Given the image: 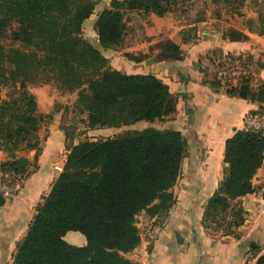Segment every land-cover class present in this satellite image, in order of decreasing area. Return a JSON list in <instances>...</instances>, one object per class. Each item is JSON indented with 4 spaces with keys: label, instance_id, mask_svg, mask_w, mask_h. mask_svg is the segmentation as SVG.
Returning <instances> with one entry per match:
<instances>
[{
    "label": "trees",
    "instance_id": "trees-1",
    "mask_svg": "<svg viewBox=\"0 0 264 264\" xmlns=\"http://www.w3.org/2000/svg\"><path fill=\"white\" fill-rule=\"evenodd\" d=\"M210 1L244 15L245 0ZM97 2L0 0V148L8 155L0 167L14 180L23 178L30 165L19 151H40V128L52 116L38 110L31 84L53 82L62 92H77L74 109L86 114L89 128L164 120L176 110L178 96L166 82L154 73L115 68L103 49L124 43L129 12L142 17L179 9L185 13L195 0H111L95 22L96 44L84 35L83 26ZM225 35L233 40L247 37L232 27ZM190 37L185 34L184 40ZM160 46V58L182 56L180 43L172 39ZM211 50L206 56L217 62L215 53L222 57L223 49ZM208 69L202 67L204 81L217 89L224 86L230 95L260 101V110L252 112L264 113L263 82L253 84L251 73L242 74L237 83L224 81L217 72L209 76ZM186 147L181 130L154 125L71 145L63 169L17 245L13 264H141L126 254L141 240L138 215L145 210L163 220L168 214L176 201L171 188ZM224 160V176L207 201L203 223L232 232L244 220L238 198L256 190L252 179L264 161L263 131L238 129L226 140ZM69 230L81 231L87 242L71 243L65 238ZM256 264H264V253Z\"/></svg>",
    "mask_w": 264,
    "mask_h": 264
},
{
    "label": "crops",
    "instance_id": "crops-1",
    "mask_svg": "<svg viewBox=\"0 0 264 264\" xmlns=\"http://www.w3.org/2000/svg\"><path fill=\"white\" fill-rule=\"evenodd\" d=\"M262 3L264 0H245L244 15L208 12L200 20L191 19L179 26L172 13L138 15L145 27L134 19L129 22L131 30L125 32V50L114 47L104 50L114 67L128 73H154L178 96L176 110L164 120H140L130 124L131 127L179 129L187 140L182 169L171 188L176 201L168 214L163 220L145 210L138 215L141 240L126 254L141 264H256L264 253V193L257 190V177L264 173V162L252 179L256 190L238 198L243 206L242 223L232 232L213 230L203 223L207 201L224 176L226 140L244 127L246 114L260 110L261 102L230 95L224 86L217 89L203 80L202 67L210 64L207 53L219 46L223 49L220 58H229L227 54L235 56L236 69L231 82L237 83L242 74L251 73L253 84L264 83V30L259 27L264 24ZM110 4L111 0H98L93 26L99 11ZM229 27L243 31L247 37L230 39L225 35ZM140 29H145L144 41L137 37ZM155 33L180 43L182 56L160 58V50L151 49V43L160 37L154 40L146 37ZM185 34H190V39L184 40ZM142 54V58H135ZM30 89L36 94L38 110L51 112L52 117L40 128V151H19L29 158V170L23 178L15 180L13 195L5 196L0 203V264H13L17 245L25 236L38 204L63 169L71 145L80 141L63 130L58 114L51 110L52 100L43 101L42 94L31 86ZM7 158V152L0 148V162ZM65 238L79 245L87 242L86 235L79 230H69Z\"/></svg>",
    "mask_w": 264,
    "mask_h": 264
},
{
    "label": "rangeland",
    "instance_id": "rangeland-1",
    "mask_svg": "<svg viewBox=\"0 0 264 264\" xmlns=\"http://www.w3.org/2000/svg\"><path fill=\"white\" fill-rule=\"evenodd\" d=\"M260 9H264V4L260 6ZM259 9V10H260ZM262 11V10H260ZM211 12L213 14H222L225 13L226 15H234L235 12L232 11V9L227 5V4H214L210 0H195L194 4L192 6H189L188 11L185 13L181 12V9L178 11H173V20L175 21L178 26L181 23H184L185 21H189L191 19H194L196 16H204L206 13ZM139 14L137 12H129L128 13V18L126 21V33H129L130 25L129 22L134 19V22L137 23L138 25L140 22H142V27H145V24L143 23V20L139 18ZM96 15L91 16L90 19H87V21L84 23L83 26V33L88 36L90 39H92L96 44H98V39H97V32H95L94 28V18ZM263 18V16H262ZM261 18V19H262ZM264 19V18H263ZM262 19V22L264 20ZM142 20V21H141ZM260 29L264 30V24L259 26ZM145 30V29H142ZM140 29L139 35L137 36L138 39H142L143 41L145 40V32ZM146 37L152 38L154 40L155 37H160L158 40L153 41L152 50H164L161 49L162 46H160L161 43L165 42L168 39H172L169 36H161L157 33L154 34H149ZM131 40V38H129ZM128 39V40H129ZM148 39V40H149ZM126 40V38H125ZM129 40V41H130ZM173 40V39H172ZM126 43V41L124 42ZM123 43V45H120L118 47H114L117 50H125L126 46ZM108 48H104L103 50H107ZM217 62L211 63L208 65V73L209 76H211L213 73L217 72L219 75L222 76L224 81H227L231 78V74L233 71L236 69V63L231 60L230 58L227 59H222L220 58L219 53H215ZM111 62V61H110ZM222 62V63H221ZM116 68V67H115ZM119 69V68H117ZM121 71H124L123 69H119ZM126 72V71H124ZM128 73V72H127ZM32 89H35L39 92V94H42V100L43 101H51L52 100V106L54 104V107L51 109L53 113L58 114V121H60L61 127L63 128L64 131L68 132L69 135H75L77 140H82L85 138H99V137H106L110 135H115L118 132L125 131L127 129H131V125H123L120 127H96V128H89L86 124V114L85 113H78L74 109V102L77 98V92H62L60 89L57 88V86L53 82L49 83H41V84H31L30 85ZM44 89H41V88ZM43 90V91H42ZM6 93V90H3V94ZM59 110V111H57ZM47 114V113H45ZM52 117V116H51ZM50 117V118H51ZM49 117L46 118L43 124H46L48 120H50ZM144 122V121H141ZM139 122V123H141ZM134 126V125H132ZM137 128H142V126H138ZM46 129L44 130V132ZM80 232V231H79ZM82 233V232H81ZM84 234V233H82ZM85 235V234H84Z\"/></svg>",
    "mask_w": 264,
    "mask_h": 264
},
{
    "label": "built area",
    "instance_id": "built-area-1",
    "mask_svg": "<svg viewBox=\"0 0 264 264\" xmlns=\"http://www.w3.org/2000/svg\"><path fill=\"white\" fill-rule=\"evenodd\" d=\"M244 126L247 128L262 130L264 133V113L250 112L244 116ZM264 162V161H263ZM0 193L4 196L13 195L16 189V181L9 172L2 171L0 167ZM257 190L264 193V173L257 177Z\"/></svg>",
    "mask_w": 264,
    "mask_h": 264
},
{
    "label": "water",
    "instance_id": "water-1",
    "mask_svg": "<svg viewBox=\"0 0 264 264\" xmlns=\"http://www.w3.org/2000/svg\"><path fill=\"white\" fill-rule=\"evenodd\" d=\"M182 86H185V82H183V84H182ZM5 200V196L2 194V193H0V203H2L3 201ZM262 255V254H261ZM260 255V256H261ZM259 256V257H260ZM259 259V258H258Z\"/></svg>",
    "mask_w": 264,
    "mask_h": 264
}]
</instances>
